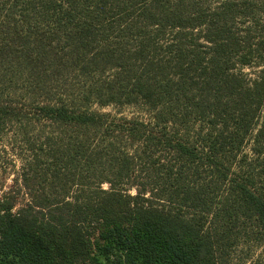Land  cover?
I'll use <instances>...</instances> for the list:
<instances>
[{"label":"trees","instance_id":"obj_1","mask_svg":"<svg viewBox=\"0 0 264 264\" xmlns=\"http://www.w3.org/2000/svg\"><path fill=\"white\" fill-rule=\"evenodd\" d=\"M9 133L0 264H264V0H0Z\"/></svg>","mask_w":264,"mask_h":264},{"label":"rangeland","instance_id":"obj_2","mask_svg":"<svg viewBox=\"0 0 264 264\" xmlns=\"http://www.w3.org/2000/svg\"><path fill=\"white\" fill-rule=\"evenodd\" d=\"M104 112H111L127 117H139L143 120L148 119V114L140 107H124L117 111L113 107H107L102 109ZM11 133L5 134L0 137V195L3 191L8 190L12 185L13 181L18 177L20 168L22 166V160L20 159L22 153L17 147L15 150L11 147ZM13 141V140H12ZM15 145V144H14ZM18 204L24 202L22 195L18 199ZM260 250L253 247L249 250H240L233 252L230 264H255V258L259 254Z\"/></svg>","mask_w":264,"mask_h":264}]
</instances>
